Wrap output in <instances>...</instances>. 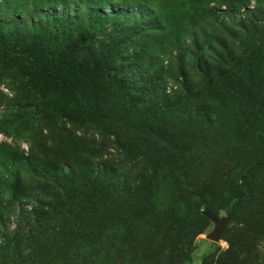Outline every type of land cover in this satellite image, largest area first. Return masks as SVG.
<instances>
[{
	"label": "rangeland",
	"instance_id": "374dc122",
	"mask_svg": "<svg viewBox=\"0 0 264 264\" xmlns=\"http://www.w3.org/2000/svg\"><path fill=\"white\" fill-rule=\"evenodd\" d=\"M50 1L0 0V264H264V0Z\"/></svg>",
	"mask_w": 264,
	"mask_h": 264
},
{
	"label": "trees",
	"instance_id": "16d2710c",
	"mask_svg": "<svg viewBox=\"0 0 264 264\" xmlns=\"http://www.w3.org/2000/svg\"><path fill=\"white\" fill-rule=\"evenodd\" d=\"M39 1L40 2H47V0H39ZM50 2H52V1L48 0L47 3H50ZM79 2L80 3L83 2V3L87 4V2L85 0H80ZM95 2L99 3L101 1L95 0ZM170 3H169V5H170ZM99 4H101V3H99ZM135 4H136V0H128L126 3L122 4V6L123 5L124 6H126V5L130 6V5H135ZM203 8L205 9V8H207V6H203ZM98 16L101 17V22L98 24V30H97L98 35L97 36L100 38V41L103 42V44L106 42H109V40L112 38L113 35H116V33L122 27H125V26L119 25V23H118L122 19L121 18L122 16L120 14L112 13L110 15H107V14L100 12V14ZM142 16H143V18L145 17L144 15H142ZM51 20H53V25L56 24L54 22V19H51ZM60 20H64V19L61 18ZM55 27H56V25H55ZM117 50H120V49H117ZM169 69L170 68L167 67V71H166L167 82H166V84L171 82V81H174V83H176L177 81H180L182 87H184L186 90H188V85L186 83L185 76L183 75V71L180 69V75L176 77L175 72L173 73V71H169ZM171 87L176 88L174 84H171ZM76 88L78 89L77 86H76ZM184 94H186V95H184ZM172 95H174V98L172 100H174L176 98L180 99V98H189L190 97V95H188L186 92L176 93V91H174V92H172ZM86 96H89V95H86ZM163 99L169 100V98L167 96H165V98H163ZM89 102H91V99ZM1 132H2V134H7V132L5 130H2Z\"/></svg>",
	"mask_w": 264,
	"mask_h": 264
},
{
	"label": "water",
	"instance_id": "95a60500",
	"mask_svg": "<svg viewBox=\"0 0 264 264\" xmlns=\"http://www.w3.org/2000/svg\"><path fill=\"white\" fill-rule=\"evenodd\" d=\"M205 216L213 223L212 232L208 235V239L211 242H218L224 232V228L227 225V219H217L210 213H205Z\"/></svg>",
	"mask_w": 264,
	"mask_h": 264
}]
</instances>
